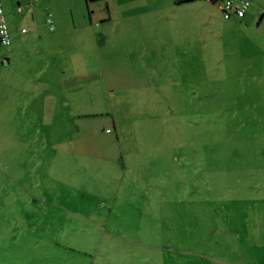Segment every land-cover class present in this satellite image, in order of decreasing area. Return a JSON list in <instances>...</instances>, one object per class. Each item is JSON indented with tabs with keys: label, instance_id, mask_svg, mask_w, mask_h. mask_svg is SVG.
Here are the masks:
<instances>
[{
	"label": "rangeland",
	"instance_id": "1",
	"mask_svg": "<svg viewBox=\"0 0 264 264\" xmlns=\"http://www.w3.org/2000/svg\"><path fill=\"white\" fill-rule=\"evenodd\" d=\"M2 2L0 264H264V0Z\"/></svg>",
	"mask_w": 264,
	"mask_h": 264
},
{
	"label": "built area",
	"instance_id": "2",
	"mask_svg": "<svg viewBox=\"0 0 264 264\" xmlns=\"http://www.w3.org/2000/svg\"><path fill=\"white\" fill-rule=\"evenodd\" d=\"M32 1L35 0H30L29 4L27 5L28 12H31L32 10V3H31ZM204 1L214 4L225 19H230V18L244 17L246 12L251 7L253 0H204ZM15 12L18 14L21 13L22 7L16 6ZM45 22L49 24V28L50 30H52L53 26H52L50 13L46 14ZM21 33H26V30L22 29ZM10 42H11L10 32L4 16L3 2L2 0H0V45L9 46Z\"/></svg>",
	"mask_w": 264,
	"mask_h": 264
},
{
	"label": "clouds",
	"instance_id": "3",
	"mask_svg": "<svg viewBox=\"0 0 264 264\" xmlns=\"http://www.w3.org/2000/svg\"><path fill=\"white\" fill-rule=\"evenodd\" d=\"M36 1V0H35ZM29 2H30V0H29ZM33 2V1H32ZM31 2V3H32ZM253 2H254V0L252 1V4H253ZM212 5H214V4H212ZM17 6H20V5H17ZM252 6V5H251ZM32 7H33V4H32ZM26 8H27V6H26ZM250 9V8H249ZM27 10V9H26ZM32 11V10H31ZM28 12V11H27ZM247 13V12H246ZM263 13V11L262 10H259L258 11V14H262ZM246 15V14H245ZM45 17H46V15H45ZM245 17V16H244ZM244 17H242V18H244ZM242 18H237V19H242ZM27 32V31H26Z\"/></svg>",
	"mask_w": 264,
	"mask_h": 264
},
{
	"label": "crops",
	"instance_id": "4",
	"mask_svg": "<svg viewBox=\"0 0 264 264\" xmlns=\"http://www.w3.org/2000/svg\"><path fill=\"white\" fill-rule=\"evenodd\" d=\"M22 7V6H21ZM23 8L24 7H22V12L21 13H19V14H22L23 13ZM27 9V8H26ZM18 14V13H17ZM21 32V31H20ZM27 33V32H26ZM26 33H21V34H26Z\"/></svg>",
	"mask_w": 264,
	"mask_h": 264
},
{
	"label": "water",
	"instance_id": "5",
	"mask_svg": "<svg viewBox=\"0 0 264 264\" xmlns=\"http://www.w3.org/2000/svg\"><path fill=\"white\" fill-rule=\"evenodd\" d=\"M182 1L189 2V1H192V0H182Z\"/></svg>",
	"mask_w": 264,
	"mask_h": 264
},
{
	"label": "trees",
	"instance_id": "6",
	"mask_svg": "<svg viewBox=\"0 0 264 264\" xmlns=\"http://www.w3.org/2000/svg\"><path fill=\"white\" fill-rule=\"evenodd\" d=\"M86 2H88V1H92V0H85Z\"/></svg>",
	"mask_w": 264,
	"mask_h": 264
}]
</instances>
